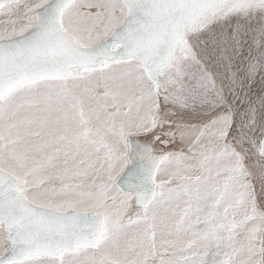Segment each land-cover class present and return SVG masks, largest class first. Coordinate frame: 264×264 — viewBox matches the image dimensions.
Wrapping results in <instances>:
<instances>
[{
    "label": "snow or ice",
    "instance_id": "6c2138e0",
    "mask_svg": "<svg viewBox=\"0 0 264 264\" xmlns=\"http://www.w3.org/2000/svg\"><path fill=\"white\" fill-rule=\"evenodd\" d=\"M0 264H264V0H0Z\"/></svg>",
    "mask_w": 264,
    "mask_h": 264
}]
</instances>
